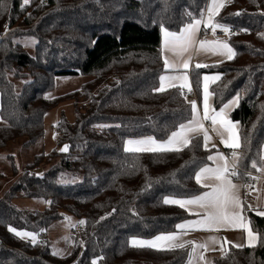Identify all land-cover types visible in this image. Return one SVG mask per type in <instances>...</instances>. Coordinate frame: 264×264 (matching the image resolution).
I'll return each mask as SVG.
<instances>
[{
	"label": "trees",
	"instance_id": "1",
	"mask_svg": "<svg viewBox=\"0 0 264 264\" xmlns=\"http://www.w3.org/2000/svg\"><path fill=\"white\" fill-rule=\"evenodd\" d=\"M208 4L209 0H0V116L5 122L0 126V150L21 139L25 146L37 144L45 135L46 115L63 102L73 101L77 109L74 123L63 117L58 125L59 148L68 145L69 151L36 156L0 200V264L183 263L187 250L134 247L131 238L174 233L179 223L193 218L163 201L205 191L195 177L211 163L213 149L203 146L202 135L180 151L129 152L125 143L147 137L165 141L192 117L185 89L155 91L167 72L161 25L179 32ZM214 21L232 29L228 42L236 55L193 67L191 79L200 94L203 77L219 75L210 86L216 110L239 97L231 113L239 124L238 166L256 176L261 172L251 167L252 162L264 164V0H231ZM63 75L91 80L48 100L55 80ZM17 82H23L20 92ZM53 162L47 172L39 173L40 165ZM63 173H82V181L63 184ZM233 179L243 185L256 181L248 176ZM248 189L244 187V215L258 234V244L230 245L214 264H264V216L256 215L253 207L248 210ZM20 197L42 198L50 205L44 211L26 212L13 204ZM67 215L85 223L72 251L57 256L45 232ZM9 227L45 233V242L21 239Z\"/></svg>",
	"mask_w": 264,
	"mask_h": 264
},
{
	"label": "snow or ice",
	"instance_id": "2",
	"mask_svg": "<svg viewBox=\"0 0 264 264\" xmlns=\"http://www.w3.org/2000/svg\"><path fill=\"white\" fill-rule=\"evenodd\" d=\"M24 4H28L29 0H23ZM224 6L223 0H211V6L206 8L205 11L200 13L199 18H192L188 24L179 32H172L164 28L161 25V31L163 33V48L162 53L167 52L170 56H164V64L166 69H171L178 74L175 76H165L160 77L161 85L156 88L155 91L163 92L166 90L164 81H182L179 84L181 89L187 87L188 91L191 92L192 88L188 83V76L186 72H180L181 69L187 70L190 66L191 55L185 58V53H189L191 49L198 43L200 49H205L206 45L214 43L217 50H220L222 55H226L230 60L236 53L226 42H209L206 39L197 40L198 34L200 32V26L203 24L206 28H210L212 33L215 34L217 28L221 29L224 33L229 32V28L219 22H213L215 15H218L220 8ZM239 13H237L238 15ZM189 17L192 14L187 13ZM35 42V41H33ZM206 67L197 63L195 68ZM215 81L219 79V76L203 77V101L202 108H198L195 101H189L192 106L193 115L190 117L187 123H182L178 125L177 129L172 131L169 138L166 141L157 142L153 137H147L143 140H128L126 151L137 152V151H180L182 147H187L191 140L196 138V136L202 135L203 146L208 149V143L211 141L212 137L209 135V130L216 133L220 137V142L227 148L233 149L230 154L231 164L229 163V157L225 156L217 150L216 155H209L208 159L217 162L215 168L204 166L200 169L199 173L196 175L195 179L197 183H201V178L204 179H214L217 183L212 184H201V187L210 188L211 191H206L201 195L195 196L189 200H179V199H165L163 203L177 205L181 208H185L186 205H197L199 208L203 209L202 219L199 221L186 222L177 225L179 230H185L188 228H201L203 230H220L224 226H241L247 232V243L249 246H254L257 235L254 234L250 225V221H245L242 216L244 212V202L240 197L239 188L240 186L233 182V177L237 179L244 176H248L251 180L258 179L252 176L251 173L241 172L239 169L240 155L235 151L241 147L239 137L235 131L237 123L231 121L227 118L226 110L231 107V104L235 103L233 100L229 104L223 105L218 111L215 108L210 109L208 104V97L211 93L208 92V81ZM197 85L200 86V81H197ZM170 86L175 87L176 84H171ZM183 95V93H181ZM185 99L187 96L185 95ZM238 100V97L236 98ZM211 112V114H210ZM204 121H210V127H206ZM219 125V127H217ZM189 133L194 135L189 136ZM179 145V147L177 146ZM147 146V147H141ZM213 148L216 147L215 144L212 145ZM211 151V149H208ZM61 151L67 152L68 145H65ZM251 167L264 173V164L259 167L255 161L252 162ZM245 188H254L255 185L245 184ZM50 203V202H49ZM248 210H253L251 205H248ZM200 215V213H195ZM256 215L264 216V211H256ZM80 224H84L85 221H80ZM9 231L13 232L17 237L23 239L25 237H30L33 243L36 242V236L33 233L20 232L16 229L9 227ZM179 236L176 233L157 236L154 241H145L133 239L131 244L133 246H146L154 247L157 242H166V249L173 248H184L185 242L176 243ZM217 241L213 239L212 243ZM188 244H194L192 241H188ZM231 243V242H227ZM199 247H206L205 244H200ZM234 247H241V245H234ZM195 249H193L194 251ZM56 254V253H54ZM102 258V257H101ZM203 258V257H201ZM92 264H98L96 260L92 261Z\"/></svg>",
	"mask_w": 264,
	"mask_h": 264
},
{
	"label": "rangeland",
	"instance_id": "3",
	"mask_svg": "<svg viewBox=\"0 0 264 264\" xmlns=\"http://www.w3.org/2000/svg\"><path fill=\"white\" fill-rule=\"evenodd\" d=\"M211 3V2H210ZM201 30V28H200ZM221 29L217 28L215 34L212 33L210 28H205L203 26V34L201 39H206L209 42H226L235 52L234 48L229 44V36H222L220 33ZM198 49V46H197ZM31 55L34 54L33 48H27ZM235 57V56H234ZM233 57V58H234ZM232 58V59H233ZM230 59V60H232ZM222 60V61H220ZM229 60L226 55H222L220 50L216 49L214 43L206 45L205 49H199V54L196 57L195 62L200 64H214L218 61L223 62ZM211 76H218L217 74H207ZM206 76V75H205ZM91 80L90 77L82 75H63L58 76L55 80V89L47 94V99H53L64 94L73 92L81 88V86ZM203 79H202V91H203ZM17 91L20 92L22 89L23 82H17ZM210 91V89H209ZM231 104L229 109H234L236 105L239 104L238 100ZM188 101H193L192 97H188ZM228 103V104H229ZM65 117L68 122L74 123L77 119V109L75 102L67 101L63 102L57 108L50 111L45 117V135L44 137L35 145L25 146V140H15L11 142L6 148L0 150V200L3 199L5 193L13 186V184L18 180V178L23 174L25 170L28 169L36 156L40 154H50L55 150L61 151L59 148V131L58 125L61 119ZM5 122L1 120L0 116V126H4ZM55 162L49 164H42L39 167V173L44 174L53 166ZM82 181V173H63L59 177V182L63 184H77ZM50 201L42 198H17L13 201V204L20 210L26 212L44 211L49 205ZM79 221L71 215H67L66 218L52 223L47 229V238L51 244L53 253L57 256H65L69 254L73 247L75 240L80 237L81 231H76L75 226ZM28 232L29 231H20ZM44 233V234H45ZM35 234V233H33ZM36 242L39 241V234H35ZM46 237V236H45ZM24 240L31 241L30 237L23 238ZM141 239V238H131ZM47 241V239H46ZM132 245V244H131ZM135 247V246H134ZM211 254L205 256L203 263L211 262Z\"/></svg>",
	"mask_w": 264,
	"mask_h": 264
},
{
	"label": "crops",
	"instance_id": "4",
	"mask_svg": "<svg viewBox=\"0 0 264 264\" xmlns=\"http://www.w3.org/2000/svg\"><path fill=\"white\" fill-rule=\"evenodd\" d=\"M210 6H211V3H210ZM215 16L213 18V22L214 23H215V21H214ZM203 26H204L203 24L200 26L201 30H200V32L198 34L197 40H201V37H202V34H203ZM205 28L206 27L204 26V29ZM197 46H198V49H197ZM162 48H163V41H162ZM199 49H200L199 48V44L197 43L194 46V48L190 50L189 53H185L184 54L185 58H187L189 55H191L190 66H189V69H187V70H184V69L180 70V72H186V74L188 76V83L190 84L191 88H194L193 82H192V79H191V70L197 64L195 62V60H196L197 55L199 54ZM166 55L170 56L169 53L163 52V56H166ZM220 61H222V60H220ZM220 61H218L216 63H219ZM203 65H206V64H203ZM177 74H178L177 72H174L171 69H167V72L165 74H163V75H165V76H175ZM206 76L213 77L211 75H206ZM217 80H215V81H217ZM215 81H212L211 79L208 81V92L209 93H210V91H209L210 86ZM180 83H182V81H168V80L164 81L166 89L172 88V86H170L171 84H176L175 87H179ZM160 85H161V81H160ZM183 89H185V91H188L187 87H185ZM188 97H192L193 101L196 102L197 107L198 108H202V101H203V91L202 90H201L200 94H197V92H195V94H189ZM208 104L210 106V109L214 108L213 102H212V95H210L208 97ZM236 107H237V105L234 107V109ZM234 109H227L226 110L227 118L230 119L233 122H235V121L231 118V113L233 112ZM210 114H211V112H210ZM204 124H205L206 127H210L211 122L210 121H204ZM207 124H209V126H207ZM217 127H219V125H217ZM235 131H236V133H237V135L239 137V124L238 123H237V127H236ZM192 135H194V134L189 133V136H192ZM209 135L212 137V139L208 143V148L209 149H213V151H212V153L210 155H216L217 154V150H218L220 153H223L225 156L229 157V163L231 164L230 154L233 151V149L225 147L220 142V137L217 136L216 133L212 132L211 130H209ZM143 139H146V138L130 139V140H143ZM239 140H240V137H239ZM127 141L125 143V148L128 147ZM157 142H162V141H157ZM213 144L216 145L215 148L212 147ZM177 146L179 147V145H177ZM141 147H147V146H141ZM182 148H184V147H182ZM235 151H237V153L239 154V149H235ZM137 152H144V151H137ZM262 155H263V159H264V146H263V154ZM217 163H222V162L221 161H217V162L211 161V163L209 165H207V166L211 167V168H215L217 166ZM199 171L197 172V174L199 173ZM255 177L258 178L255 181V187L254 188H249L248 192L250 193L251 203H252V207H253L254 211L255 212L256 211H264V173L258 174ZM233 182L240 186V188H239L240 197H241L242 201L244 202V187H243V184L241 182L235 181L234 179H233ZM216 183L217 182L214 179H204L202 177L201 178V183H199V184L200 185L201 184H212V185H214ZM206 191H211V189L210 188H205L204 192H206ZM203 193H201V194H203ZM192 198H194V197H192ZM192 198L167 197V199H179V200H189V199H192ZM183 209H185L188 213L193 215V218H191L189 220H185V221L179 223L178 225L186 223V222L195 223L196 221H199V220L202 219L204 210L199 208V206H197V205H186V207L183 208ZM195 213H200V215H197ZM242 216L245 218L244 212L242 213ZM245 221H247L246 218H245ZM249 227H251V226L249 225ZM174 233H176L179 236V239L176 241V243L185 242V247L184 248H173V249H184V250H187L186 258L184 259L182 264H214L215 258L218 257L219 255H222L230 245H233V246L234 245H241V247H253V246H249L248 245V243H247V240H248L247 232L244 229V227H241V226H224V227H221L220 230H218V231L217 230H203L201 228H188V229H185V230H179L177 228V231L174 232ZM168 234H172V233L159 234L157 236L168 235ZM254 234H256V233L254 232ZM256 235L258 237V234H256ZM157 236L152 237V238H148V239L141 238V239H138V240L154 241ZM213 239H215L217 242L216 243H212ZM258 240H259V237L256 240L254 246H256L258 244ZM188 241H192V242H194V244H188L187 243ZM227 242H231V243H227ZM165 243L166 242H157V245L154 246V247H146V246H135V247L166 249L165 248ZM200 244H205L206 247L201 248V247H199ZM193 249H195V250L193 251ZM209 253L212 255L211 256V259H212L211 262L203 263L204 260H205V256L207 254H209ZM201 257H203V258H201Z\"/></svg>",
	"mask_w": 264,
	"mask_h": 264
},
{
	"label": "built area",
	"instance_id": "5",
	"mask_svg": "<svg viewBox=\"0 0 264 264\" xmlns=\"http://www.w3.org/2000/svg\"><path fill=\"white\" fill-rule=\"evenodd\" d=\"M210 2H211V0H209L208 7L210 6ZM230 2H231V0H223V3H224V4H228V3H230ZM208 7H207V8H208ZM231 32H232V29L229 28V32H228V33H224V32L222 31L220 34H221L222 36H230ZM184 94H185V95L195 94V89L192 88V91H191V92H189V91H185ZM207 126H209V124H207ZM239 169H240V168H239ZM32 174H33V173H32ZM82 228H83V225L80 224V223H77L76 226H75V230H76V231H81ZM39 242H40L41 244H43V243L45 242V236H44L43 233H40V234H39Z\"/></svg>",
	"mask_w": 264,
	"mask_h": 264
},
{
	"label": "water",
	"instance_id": "6",
	"mask_svg": "<svg viewBox=\"0 0 264 264\" xmlns=\"http://www.w3.org/2000/svg\"><path fill=\"white\" fill-rule=\"evenodd\" d=\"M63 148H64V147H63ZM63 148H62V149H63ZM68 151H69V147H68ZM68 151H67V152H68ZM60 152L63 153V154H64V153H67V152H64V151H60Z\"/></svg>",
	"mask_w": 264,
	"mask_h": 264
}]
</instances>
